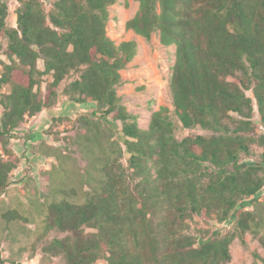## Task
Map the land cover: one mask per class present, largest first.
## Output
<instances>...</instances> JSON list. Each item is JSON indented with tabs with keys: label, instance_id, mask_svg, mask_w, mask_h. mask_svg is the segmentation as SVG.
<instances>
[{
	"label": "trees",
	"instance_id": "obj_1",
	"mask_svg": "<svg viewBox=\"0 0 264 264\" xmlns=\"http://www.w3.org/2000/svg\"><path fill=\"white\" fill-rule=\"evenodd\" d=\"M119 1L57 0L47 12L45 0H20L17 27L10 28L8 4L0 0V38L7 40L5 49L0 39V91L10 87L0 93V195L17 169L12 139L27 118L56 108L68 81L63 92L71 103L95 106L79 119L75 142L88 155H115L114 165L126 157L131 173L118 166L112 174V163L103 160L102 191L83 204H50L41 237L54 230L68 236L45 252L67 264H224L230 241L194 239L186 221L234 220L242 233L264 227V201H249L264 188V165L240 162L252 143L264 147V135H246L254 98L264 126V0H137L140 10L127 29L146 39L160 32L165 47L177 48L169 88L178 121L217 133L182 140L169 108L154 112L143 129L121 104V71L138 45H117L108 35L109 9ZM23 219L17 209H0V226ZM0 264H7L1 250Z\"/></svg>",
	"mask_w": 264,
	"mask_h": 264
},
{
	"label": "rangeland",
	"instance_id": "obj_2",
	"mask_svg": "<svg viewBox=\"0 0 264 264\" xmlns=\"http://www.w3.org/2000/svg\"><path fill=\"white\" fill-rule=\"evenodd\" d=\"M5 1L9 8L7 25L16 28L17 11L21 2ZM55 1L57 0H45L44 7L47 12L51 10ZM139 10L140 2L137 0H120L109 9L110 20L107 26L109 37L117 45L129 41H135L138 45L137 56L121 71L122 84L117 88L121 104L128 112L138 117L139 126L143 129H148L154 112L162 107L169 108L178 125L176 132L178 140L217 134L201 127L188 130L178 121L169 88L177 48L175 45L165 47L160 41V32L154 33L151 39H146L127 29V23L135 18ZM0 39L6 49L7 40ZM1 59L4 63H9L4 52ZM38 67L43 69L44 62L39 61ZM2 70L3 67L0 65V76ZM45 79L51 80L50 77ZM67 84L68 81H64L60 85L58 91L60 97L56 108L48 111L44 122L39 121L42 128L37 127L31 134L26 132L25 128L27 129V125L33 120L27 118L11 141L10 147L17 159V169L11 175V185L6 194L0 195V209L3 212L17 209L24 219L13 222L9 228L0 226V250L7 264H67L64 256H52L44 250L54 239L68 236L67 233L54 230L41 237L39 226L44 223L47 207L64 200L83 204L94 193L102 191L103 181L107 178L105 170H102L103 160L112 163L111 173L119 172L118 166L125 168L122 169L125 174L131 173L126 170L128 168L126 157L119 158L118 165H114L115 155H101L99 151L88 155L75 142L81 131L79 119L84 115H91L95 106L92 103H71L63 92ZM42 91L45 94L46 83H43ZM9 92L8 86L0 91ZM248 94L254 98L252 92ZM252 124L253 130L246 135L258 140L264 135V126L255 98ZM118 129H122L121 123L118 124ZM116 137L118 138L117 134ZM28 142L30 145H27ZM263 155L264 147L254 142L250 154H242L240 162L264 165ZM138 182L139 180H135L129 186L134 189ZM255 199L260 203L264 201V188L257 198L253 197L249 201ZM253 207L254 205L248 206L246 211H252ZM19 216L18 214L17 217ZM4 221L7 222V219ZM186 223L187 235L194 239L230 241L231 260L224 264H264V227L256 226L255 230H258V233H242L234 220L219 223L215 216L208 221L194 216L188 218ZM97 264L107 262L101 259Z\"/></svg>",
	"mask_w": 264,
	"mask_h": 264
},
{
	"label": "crops",
	"instance_id": "obj_3",
	"mask_svg": "<svg viewBox=\"0 0 264 264\" xmlns=\"http://www.w3.org/2000/svg\"><path fill=\"white\" fill-rule=\"evenodd\" d=\"M48 110L43 111L42 113L38 114L36 117H33V120L27 125V129L25 128L26 132L33 133L34 130L39 127L38 129L42 128V125H40L42 122H44L45 116H48ZM43 120V121H42ZM41 121V123L39 122ZM47 122V119H46ZM27 145H30V142H28Z\"/></svg>",
	"mask_w": 264,
	"mask_h": 264
}]
</instances>
